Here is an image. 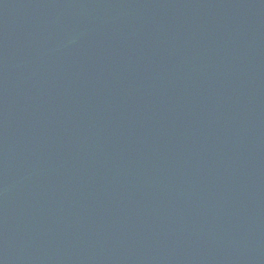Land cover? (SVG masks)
I'll return each instance as SVG.
<instances>
[{"label": "water", "instance_id": "water-1", "mask_svg": "<svg viewBox=\"0 0 264 264\" xmlns=\"http://www.w3.org/2000/svg\"><path fill=\"white\" fill-rule=\"evenodd\" d=\"M0 264H264V0H0Z\"/></svg>", "mask_w": 264, "mask_h": 264}]
</instances>
